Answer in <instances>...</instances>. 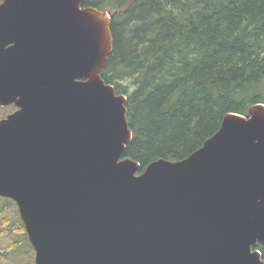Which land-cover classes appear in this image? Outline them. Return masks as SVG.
I'll return each mask as SVG.
<instances>
[{
  "label": "water",
  "instance_id": "1",
  "mask_svg": "<svg viewBox=\"0 0 264 264\" xmlns=\"http://www.w3.org/2000/svg\"><path fill=\"white\" fill-rule=\"evenodd\" d=\"M84 0L0 4V197L34 264H264V104L143 171L126 97L100 74L111 16Z\"/></svg>",
  "mask_w": 264,
  "mask_h": 264
},
{
  "label": "trees",
  "instance_id": "2",
  "mask_svg": "<svg viewBox=\"0 0 264 264\" xmlns=\"http://www.w3.org/2000/svg\"><path fill=\"white\" fill-rule=\"evenodd\" d=\"M82 7L111 16L113 50L100 76L127 98L132 140L123 158L141 171L187 158L225 115L247 116L264 104V0H84ZM254 249L264 260V246Z\"/></svg>",
  "mask_w": 264,
  "mask_h": 264
},
{
  "label": "rangeland",
  "instance_id": "3",
  "mask_svg": "<svg viewBox=\"0 0 264 264\" xmlns=\"http://www.w3.org/2000/svg\"><path fill=\"white\" fill-rule=\"evenodd\" d=\"M2 2L3 0H0V4ZM16 110L17 108L13 105L0 106V120L5 119ZM21 224L23 225L17 205L9 199L6 203L1 201L0 264H34L35 251L29 242L26 231L19 229Z\"/></svg>",
  "mask_w": 264,
  "mask_h": 264
}]
</instances>
